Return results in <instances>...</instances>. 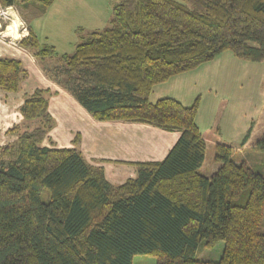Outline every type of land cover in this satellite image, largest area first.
<instances>
[{
    "label": "trees",
    "instance_id": "16d2710c",
    "mask_svg": "<svg viewBox=\"0 0 264 264\" xmlns=\"http://www.w3.org/2000/svg\"><path fill=\"white\" fill-rule=\"evenodd\" d=\"M111 13L109 26L42 69L97 121L144 123L179 136L162 159L134 162L135 176L113 184L85 158L78 133L72 146L43 144L55 123L51 92L26 94L19 111L31 128L14 124L7 132L15 138L0 146V264H132L135 254L155 264H264V175L235 161L223 143L216 144L218 168L202 174L200 97L190 105L149 98L155 85L225 50L263 61L264 0H119ZM27 27L18 44L43 63L52 60L54 46L40 47ZM26 75L20 59L0 56L1 90L17 91ZM258 147L264 151V136ZM219 241L216 260L197 257Z\"/></svg>",
    "mask_w": 264,
    "mask_h": 264
},
{
    "label": "rangeland",
    "instance_id": "374dc122",
    "mask_svg": "<svg viewBox=\"0 0 264 264\" xmlns=\"http://www.w3.org/2000/svg\"><path fill=\"white\" fill-rule=\"evenodd\" d=\"M117 1L119 0H53L47 6L33 3L26 11L17 8L20 21L29 25L39 46L49 44L55 49L53 59L43 63V59L35 57L32 50L24 48L25 52L23 51L20 58L27 61H21L23 67L27 70L26 63L29 59L31 70L38 72L37 77L43 74L47 78L42 69L43 64L46 66L58 62L56 56L64 52L71 53L74 46L84 41L91 31L109 26L111 9ZM0 16L4 19L0 26L5 31L11 17L4 7L0 8ZM10 28L16 32L12 26ZM20 28L26 30L25 27ZM8 32V37L2 38L7 43L5 39L10 41V37L13 38V33ZM27 76L28 74L24 79ZM39 79L42 80L40 77ZM27 81L32 82V85L36 84L33 77ZM57 86L62 87L59 84ZM158 86L166 88L162 95L175 97L182 103H190L196 96L200 97L196 123L207 144L205 158L200 167L202 174L210 176L214 173L211 166L220 164L214 157L216 144L223 143L231 147V156L235 161H246L253 170L264 175V151L258 147V141L264 136V60H243L225 50L213 60L172 76ZM1 91L4 94L17 92ZM151 98L155 99V95H151ZM19 99L18 97L9 101L14 104ZM20 123L23 130L30 127L28 124L24 125L23 117L20 122L11 126ZM12 134L16 136V132ZM47 194L45 191L41 195L43 201H46ZM262 230L264 232V220ZM222 248L223 242L219 241L212 248L198 249L197 257L214 261L219 257ZM155 260V257L148 254H135L132 264H155Z\"/></svg>",
    "mask_w": 264,
    "mask_h": 264
},
{
    "label": "crops",
    "instance_id": "0c3cea01",
    "mask_svg": "<svg viewBox=\"0 0 264 264\" xmlns=\"http://www.w3.org/2000/svg\"><path fill=\"white\" fill-rule=\"evenodd\" d=\"M4 8L7 10V13H9L8 9L12 8L19 18L18 7L7 6ZM28 9L29 7L24 10L26 11ZM3 20L0 16V24ZM21 26L25 27L26 30L19 28L20 37L16 40L15 32L10 28L9 24L5 31L0 26V56L21 59V54L23 55L25 51L18 44V41L28 29L27 25H24L23 22H21ZM8 31L13 33V38L10 37V41L4 38L8 41L7 43L2 38L3 36L8 37L7 33H10ZM23 60L22 58L21 61L23 62ZM26 66L28 76L22 80L17 92L4 94L0 90V146L15 137L6 130L13 123L21 121L22 116L19 112L18 105L22 102L25 95L36 87H45L51 90L48 111L55 119L54 126L43 144L59 147L72 146V139L78 133L79 148L85 158L93 164L102 166L106 179L113 184L121 183L126 178L135 176L136 166L134 162L162 159L179 136L178 131L164 130L144 123L97 121L91 117L85 108L69 92L57 86L58 84L54 81L48 77H43L41 73V75L38 74L42 79L40 80L37 77L38 72L31 70L29 59ZM32 77L36 79L35 85L27 81ZM160 84L153 87L149 95L151 101H155L162 96H167L162 95L166 88L158 86ZM151 95H155V99H152ZM18 97L20 101H14V104L12 101H9ZM192 102L193 100L190 103L183 104L190 105ZM53 103L54 105H52ZM218 166L219 164L216 163L211 166V170L214 172Z\"/></svg>",
    "mask_w": 264,
    "mask_h": 264
},
{
    "label": "bare ground",
    "instance_id": "6f19581e",
    "mask_svg": "<svg viewBox=\"0 0 264 264\" xmlns=\"http://www.w3.org/2000/svg\"><path fill=\"white\" fill-rule=\"evenodd\" d=\"M8 12H9L10 17H11V22L9 24L16 31L15 32V40L19 39V37H20L19 28L21 26V21H20V19L18 18V16L16 15V13L14 12V10L12 8H9Z\"/></svg>",
    "mask_w": 264,
    "mask_h": 264
}]
</instances>
